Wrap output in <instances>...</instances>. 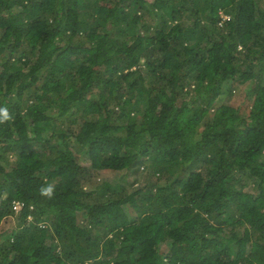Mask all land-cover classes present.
Wrapping results in <instances>:
<instances>
[{"label": "trees", "instance_id": "1", "mask_svg": "<svg viewBox=\"0 0 264 264\" xmlns=\"http://www.w3.org/2000/svg\"><path fill=\"white\" fill-rule=\"evenodd\" d=\"M0 107V264H264V0H0Z\"/></svg>", "mask_w": 264, "mask_h": 264}, {"label": "rangeland", "instance_id": "2", "mask_svg": "<svg viewBox=\"0 0 264 264\" xmlns=\"http://www.w3.org/2000/svg\"><path fill=\"white\" fill-rule=\"evenodd\" d=\"M226 18H228V17H225V16L223 17V19H226ZM232 84H234V83L228 82V83L223 85V87H222L223 92H222L221 96L219 97V99H217L218 101L220 100L222 103L228 104V102H231L233 99L236 100L238 91L231 89L233 86ZM11 160H12V158H11ZM79 162H80L81 166L84 168H87V170L91 169L90 162H89V159L87 158L86 154L80 155V161ZM5 163H7L8 166L11 165L7 161H5ZM95 175L96 174L94 172V174H93L94 182L88 183L85 187L86 190H92L93 188H95L98 185L99 179H100V181L104 180L107 183L120 184L129 190H135V189H138V188H141V187H144L145 185H147V183H146L147 171L143 170L142 168H140L136 172V174L132 175V176L131 175L128 176L127 173H124L123 175L121 174V175H118L115 177L102 176V178L97 177ZM156 182L159 183L160 186L165 185L164 180H161V178L156 177ZM128 212H131L133 215V212L131 209H129ZM128 216H131V215H128ZM16 225L17 224H16V216L15 215H13V217H9V218H6L5 220H3L2 223L0 224V236L5 235V237H7V236H9V238L13 237L15 232L13 233L12 230L14 229V227ZM46 242L48 244L52 245L50 239H47ZM160 251H161V253L162 252L165 253V248L163 246H161Z\"/></svg>", "mask_w": 264, "mask_h": 264}, {"label": "clouds", "instance_id": "3", "mask_svg": "<svg viewBox=\"0 0 264 264\" xmlns=\"http://www.w3.org/2000/svg\"><path fill=\"white\" fill-rule=\"evenodd\" d=\"M11 119V116L6 107H0V123ZM39 194L43 197L52 198L54 195V185L48 184L46 186H42L39 189ZM12 210V209H11ZM13 212V211H12ZM14 213V212H13ZM15 214V213H14ZM18 214V213H17Z\"/></svg>", "mask_w": 264, "mask_h": 264}, {"label": "built area", "instance_id": "4", "mask_svg": "<svg viewBox=\"0 0 264 264\" xmlns=\"http://www.w3.org/2000/svg\"><path fill=\"white\" fill-rule=\"evenodd\" d=\"M24 208V203L19 201H13L11 204L12 211L17 214Z\"/></svg>", "mask_w": 264, "mask_h": 264}]
</instances>
